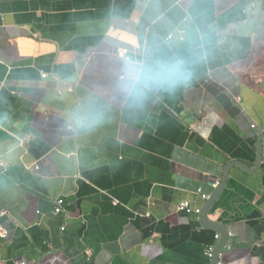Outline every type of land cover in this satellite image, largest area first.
I'll return each mask as SVG.
<instances>
[{
  "label": "crops",
  "instance_id": "crops-1",
  "mask_svg": "<svg viewBox=\"0 0 264 264\" xmlns=\"http://www.w3.org/2000/svg\"><path fill=\"white\" fill-rule=\"evenodd\" d=\"M158 51L196 75L134 99L127 69ZM263 138L264 0H0V264H212L214 225L219 264H264V142L209 221L181 210Z\"/></svg>",
  "mask_w": 264,
  "mask_h": 264
},
{
  "label": "clouds",
  "instance_id": "clouds-1",
  "mask_svg": "<svg viewBox=\"0 0 264 264\" xmlns=\"http://www.w3.org/2000/svg\"><path fill=\"white\" fill-rule=\"evenodd\" d=\"M195 61L183 55L158 51L150 54L140 65L127 69L131 77L129 87L133 98L143 95L145 90L153 92H171L188 86L196 75ZM77 121L84 127L99 123L102 114L91 111L87 106L77 113Z\"/></svg>",
  "mask_w": 264,
  "mask_h": 264
},
{
  "label": "water",
  "instance_id": "water-1",
  "mask_svg": "<svg viewBox=\"0 0 264 264\" xmlns=\"http://www.w3.org/2000/svg\"><path fill=\"white\" fill-rule=\"evenodd\" d=\"M263 142H264V138L259 142V156H258V160H257L254 167H249V166L245 165L243 163V161H237L236 163H233L232 165L227 167L225 179L223 181V185H221L218 188L217 193L213 196V198L209 201L208 205L204 208V210L201 213V216L204 219H207L208 221L210 220V216H209L210 211L214 207L215 203L219 201V199L222 195V191L225 190L227 182H229V178L231 175V167H233L234 165H237V166H241L243 169L248 170V171H257L258 170V168L261 165L262 160H263ZM217 224H219V223H217ZM214 226L215 227L213 229L219 230L220 233L222 234V240L219 242L218 246L216 247L212 264H219L221 261L222 251L229 244V234L230 233H229V230H222L220 227H218V225H214Z\"/></svg>",
  "mask_w": 264,
  "mask_h": 264
},
{
  "label": "built area",
  "instance_id": "built-area-1",
  "mask_svg": "<svg viewBox=\"0 0 264 264\" xmlns=\"http://www.w3.org/2000/svg\"><path fill=\"white\" fill-rule=\"evenodd\" d=\"M178 34L180 36L181 41L184 42L185 41V38H186V34H187L186 30H180L178 32ZM173 37H174V35H170L167 38V41L169 42L170 40L173 39ZM118 53L121 54V55H123V56H125L127 60H130L131 59V57L128 55L129 54V50L128 49H125V50L119 49L118 50ZM63 204H64V200L60 199L58 201L57 207L55 208V212L60 213L62 211V208L61 207H62ZM181 210L182 211H186L189 215L201 214V212H202V210L199 209V208H196L195 209L193 203L192 202H189V201L188 202H185V203H183L181 205ZM6 215H7L6 212L0 211V218L1 217H5ZM64 229L65 228H63V230ZM9 234H10L9 230L6 227H4L3 225H0V238L6 239V238L9 237ZM211 257H213V254H211ZM21 264H24V263H21Z\"/></svg>",
  "mask_w": 264,
  "mask_h": 264
}]
</instances>
